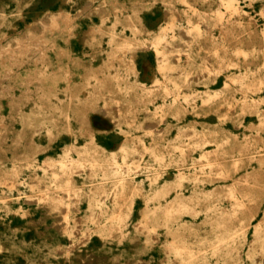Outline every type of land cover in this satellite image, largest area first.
<instances>
[{"label":"rangeland","instance_id":"1","mask_svg":"<svg viewBox=\"0 0 264 264\" xmlns=\"http://www.w3.org/2000/svg\"><path fill=\"white\" fill-rule=\"evenodd\" d=\"M0 264H264V0H0Z\"/></svg>","mask_w":264,"mask_h":264},{"label":"bare ground","instance_id":"2","mask_svg":"<svg viewBox=\"0 0 264 264\" xmlns=\"http://www.w3.org/2000/svg\"><path fill=\"white\" fill-rule=\"evenodd\" d=\"M178 53V52H177ZM164 58L163 55L161 56V59ZM67 152L70 151L71 147H67ZM72 159H75V158H72ZM51 162H49L48 164L50 163H55L56 161H59L61 164V167L63 169H65L68 165H67V162L62 159V160H57V159H51L50 160ZM76 162L78 163H81L80 161H77ZM74 164V163H72ZM115 170L117 168H114ZM121 172L123 174V179L124 180H127V178L125 177V175L129 174L130 171H131V164L128 163L124 166H122L121 168ZM182 176V175H179V177ZM170 185V182H166V184L161 188L160 191L162 192H165L167 189H168V186ZM214 191H220V192H224L227 196H234L235 193L238 191L237 190V187L236 186H230L228 188H215ZM123 196H127L128 195V191L125 190L122 194ZM64 200V199H63ZM65 203V202H64ZM236 204L240 205L241 204V201H239V199L236 200ZM189 208V202L188 200H186L184 197H181V196H177L174 200L170 201L168 203V205L165 207V213L167 216H169L171 219H177L180 217L181 213L185 210H187ZM66 211V210H65ZM140 226L144 227V222L141 221L140 222ZM184 227V226H182ZM261 231V226L259 225L256 229V232L259 233ZM225 238H222L221 241H224ZM174 249L179 253V254H182V253H185V252H190V248L184 244H178V245H175L174 246Z\"/></svg>","mask_w":264,"mask_h":264}]
</instances>
